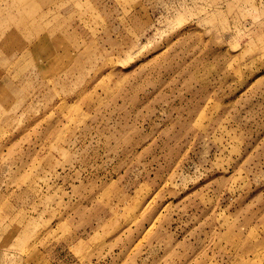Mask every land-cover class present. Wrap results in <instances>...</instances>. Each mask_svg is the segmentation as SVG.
Segmentation results:
<instances>
[{"label": "rangeland", "instance_id": "374dc122", "mask_svg": "<svg viewBox=\"0 0 264 264\" xmlns=\"http://www.w3.org/2000/svg\"><path fill=\"white\" fill-rule=\"evenodd\" d=\"M0 264H264V0H0Z\"/></svg>", "mask_w": 264, "mask_h": 264}]
</instances>
